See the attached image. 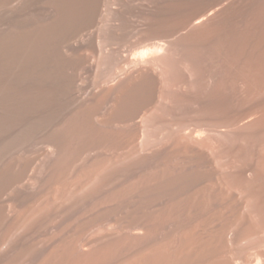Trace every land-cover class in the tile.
<instances>
[{"label": "bare ground", "instance_id": "bare-ground-1", "mask_svg": "<svg viewBox=\"0 0 264 264\" xmlns=\"http://www.w3.org/2000/svg\"><path fill=\"white\" fill-rule=\"evenodd\" d=\"M263 17L264 0H0V264H105L137 249L123 264H232L218 253L234 227L238 239L253 228L241 222L257 208L250 184L224 206L221 183L200 186L216 180L199 148L214 134L174 131L143 153L141 120L182 113L169 88L185 76L206 105L240 103ZM105 220L121 229L91 238Z\"/></svg>", "mask_w": 264, "mask_h": 264}, {"label": "rangeland", "instance_id": "rangeland-1", "mask_svg": "<svg viewBox=\"0 0 264 264\" xmlns=\"http://www.w3.org/2000/svg\"><path fill=\"white\" fill-rule=\"evenodd\" d=\"M263 21H264V17H263ZM262 35H263L262 36V45L263 46L261 45L262 47H260L259 56L254 58V60H253V63L255 65L252 63V68H251L252 71L249 72L248 77L242 79L239 82V91L238 92L242 96L241 99L243 98V100L240 103H237L234 106H219L216 104L213 106L212 105H206L199 98V96L201 94L203 95L205 93V90H203L202 92L194 91V89H192V87L190 86V83L192 80L190 78H188L187 76H185V77H180V79H178L177 82L171 84V86L169 88L170 93L174 94L175 96H177L179 99L182 100L181 105L183 107L185 105L186 108L182 107V109H181L182 113H180V112L175 113L174 114L175 117H172L173 115H171L170 117H164L165 119H163V118H162V120L160 119L161 122L159 119L156 121L153 118H151V120L153 119L151 122L150 118L148 119L147 117H145L144 120H141V122L143 121L142 122L143 126L145 125V127H147V128H145V127L143 128L141 138L142 139L144 138V141H145V138L150 137V139H151L150 140L151 142H149V140H148V144H143V153H145V151L149 152V150L152 149L151 147L155 146V145L153 146V144H156V145L159 144L162 136H163V138L165 136L167 137V136L171 135V132L174 133V131H182V133L193 132L192 134L194 135L195 133H197L196 130L199 129L202 125V127H204V129H206V130H208L214 134V138H212L213 143H214V144L212 143L213 149L208 147L209 145L208 146L205 145L204 147H199V148L201 150H206L210 155H212L213 159L215 160L214 165L216 167H218L217 173H216L217 174L216 180H215L214 175H210L205 181L200 182V186H202L204 184L213 183L214 181H215V183H214L215 185H217L218 183H221L220 185H221V188L223 191L221 192V195H219V198H220V200H222L224 202V206H227L228 203L232 199L235 198L234 193H236L238 195V197L240 199H242V201L245 200L246 199L245 194H240V193L246 192L245 191L246 189L248 191L249 184H250V189L252 191H250V189H249L250 193H248V194H251V192H252V194L250 195L252 197H250V198H253L254 201L256 200V202H254V206L256 203L257 213H256V211H254L256 214L253 212V218H251L248 214L251 212L250 206L245 207L247 209L241 208V211L243 210L242 211L243 215L241 216V222H242V224L243 223L245 224V223H247L246 221L250 220V223L253 225V228H251V230H250L251 232L249 233V235H251V236L246 235L245 236L246 238L243 237V238L238 239V237H236V232L238 229H235L236 227H234V231H233L234 240L232 239L230 241H227V243L225 242L224 248L218 253V254L226 255L229 252L230 255L229 254L228 255L233 256L232 264H246V262L249 264L250 261L248 262V260H245V259H248L251 257V255H254L256 253V250H257V252L261 251L262 254H264V87H263L264 86V56H263L264 55V43H263L264 42V22H263V34ZM101 44H104V41H101ZM130 50L132 53H138L139 51H142L143 48L141 46L140 47L139 46H137V47L131 46ZM95 57L98 58L99 56H97V54H96L93 58H95ZM95 75H96V73L95 74L93 73L90 76V78L91 79L92 78L97 79L100 82V80H102V77L100 76V74L98 73V76L96 75L97 77H95ZM99 77H101V78H99ZM97 80H95L96 83H98ZM172 85H173V87H172ZM172 90H174L176 93ZM207 110L209 111L208 113H210V114L206 113ZM183 111H184V113H183ZM199 113H205L206 116L205 117L204 116H198ZM177 116L178 117L180 116V118L181 117L182 118L184 117V118L180 119ZM178 119L180 121L181 120H183V121L181 123H179L180 121ZM219 120H221V121H219ZM218 121H219V123H218ZM153 122H154L155 126H154ZM149 123H152V124L150 125ZM217 123H218L217 127H219L218 129L214 125ZM146 124H148V125H146ZM186 125L188 128L186 127ZM220 126H221V128L223 127L222 130H221ZM227 127L231 128V129H228ZM169 128H171V129H169ZM212 128H214V129L212 130ZM209 129H211V130H209ZM146 130H147V132L149 131V133H147ZM219 130H221V131H219ZM224 130H231V131L233 130L232 131L233 133L231 135L232 137H230L228 139L225 138L223 135ZM148 135H149V137H148ZM160 135H161V138H160ZM154 139L158 140L157 141L158 143L155 142ZM178 139L181 140L178 137H177V139L174 140V144H175L176 148H178L181 151H187L191 148L190 143L187 140L182 142V141H179ZM147 147H149V148H147ZM225 155H226V157H225ZM220 156H221V158L219 159ZM218 159L220 161L223 160L222 164H221V162L219 163ZM216 160H218V162ZM255 160H256V162H255ZM145 171L146 170H143L141 173L144 174ZM224 174H225V176H223ZM219 188L220 187H218V190L220 191ZM218 190H216V191H218ZM245 204H246V201L244 202V206H246ZM249 217H250V219H249ZM242 218L245 220H243ZM261 218L263 221L261 220ZM258 224H260V225H258ZM118 229H121V228L118 227L116 223L114 224V222L111 220H105V221L95 222L90 227L87 234L91 238L96 239L99 236H102L106 233H109L110 231L118 230ZM123 229L127 230L126 228H123ZM132 229L135 232L140 230L139 228H136V227H133ZM252 229H254V232H252L253 231ZM257 241H259V243ZM162 243H163V241H162ZM249 243L251 244V246ZM253 243H254V245H253ZM151 246L152 245L147 246L146 248L150 249ZM248 246H250V247H248ZM243 247H245V248H243ZM258 247L261 248L262 250L259 249ZM140 250H142L141 253H140ZM133 251H135V252H130L129 254L122 255L123 258H122V256H120V259L118 257L116 259L110 260L108 263L105 262V264H112L113 262H114L113 264H123V263L131 260L134 256H137V254H142L146 250L145 249H137V251L136 250H133ZM126 255H127V257H126ZM252 262L250 264H257L256 261H254L253 263ZM101 264H104V263H101Z\"/></svg>", "mask_w": 264, "mask_h": 264}]
</instances>
